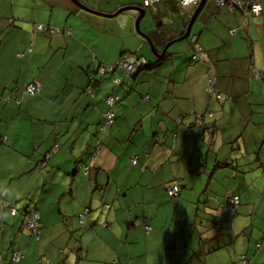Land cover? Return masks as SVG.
Returning a JSON list of instances; mask_svg holds the SVG:
<instances>
[{"label":"crops","instance_id":"crops-1","mask_svg":"<svg viewBox=\"0 0 264 264\" xmlns=\"http://www.w3.org/2000/svg\"><path fill=\"white\" fill-rule=\"evenodd\" d=\"M75 1L102 14L141 5V0ZM176 2L161 0L157 8L176 10ZM258 4L260 16L245 20L241 12L227 9L208 17V1L190 30L208 52L215 88L231 98L218 104L205 92L206 65L190 61L189 41L182 46L173 42L169 56L136 79L116 71L90 86L87 74L98 63L112 64L122 49L134 51L143 44L144 38L132 30L133 11L109 21L71 0H0V97L28 82L40 85L38 95L20 107L0 98V264H201L200 259L203 264H231L240 255L264 264V0ZM151 15L140 22L143 33L151 20L163 23L159 14ZM183 21L168 23L164 36L149 34L150 39L161 47L163 39L181 33ZM45 25L70 36L39 33ZM231 28L236 29L233 37ZM31 42V57L20 59ZM250 67L259 70V80ZM114 77L123 79L116 88L121 100L91 162V185L82 165L93 151L105 111L102 99L114 91ZM142 94L150 96L147 103L140 101ZM191 111L212 114L195 121ZM180 116L184 118L177 124ZM211 123L217 126L212 139L206 129ZM166 130H174V136L152 145L149 134L161 136ZM54 143L61 148L38 170L36 164ZM145 149L148 156L131 166L130 158ZM231 159L250 182L243 178L244 188L228 193L242 177L238 170L215 165ZM202 162L205 170L196 184L191 176L186 179L187 189L205 186V194L219 197L215 187L220 186L227 197L240 200L232 225L223 221L212 232L203 220L206 213L187 207L190 197L187 204L180 199L174 205L165 191L167 181L197 170ZM251 185L256 187L252 191ZM4 202L18 213L15 217ZM32 208L40 212L37 236L19 226L20 213ZM83 209L88 211L84 231L77 218ZM178 213L185 214L183 221L175 218ZM142 220L151 228L147 233L138 223ZM16 250L23 257L12 262Z\"/></svg>","mask_w":264,"mask_h":264},{"label":"trees","instance_id":"trees-1","mask_svg":"<svg viewBox=\"0 0 264 264\" xmlns=\"http://www.w3.org/2000/svg\"><path fill=\"white\" fill-rule=\"evenodd\" d=\"M208 1L212 2V9H211L208 17H210V15L212 13H214V11L216 9H217V11L220 10V9H223V8L229 10L228 3L224 4L220 8H217L215 6L216 0H207L206 3H208ZM240 1L243 2L244 0H240ZM254 1H255V3L258 4V0H254ZM159 3H155L154 5H151V6H148L147 8H145V9H149V10L152 11L154 18H156L158 16L157 15L158 13H156V12H157V9H158L157 7H158ZM206 3H205L204 6H206ZM174 5L178 8V10L177 9L176 10H172L173 12L178 14V12L182 11L186 15V17L185 16L181 17L179 15V19H181L179 21L184 20L183 21V25L182 24L180 25L182 30H181V33L179 32V34L176 35L175 37H173L172 39H167V40L163 39L161 47H164L170 41L171 42L172 41L176 42V40L178 38H180L184 34L186 26H187V22L190 19V16L192 15V13H193V11L195 9V5L182 6L181 5V0H178ZM258 5L260 6V4H258ZM249 10H250V6L247 5V11H249ZM203 11H204V9L201 12H203ZM229 11H239V12H241L243 14V16L245 17V20H249L251 18L252 19H256V18H258L260 16V13H261V9H260V11H259V13L257 15H254L251 12H245L247 14V15H245L244 12H242V10L240 8H238L237 6H233L232 10H229ZM145 13L146 12L144 10V16H143L142 20L145 18ZM133 14H135V18H136V16H137L136 12H134ZM147 19L149 20L151 18L148 17ZM175 23H178V22H175ZM159 26H163V24H160ZM45 27H46V31L45 32H41L40 31L39 33L48 34L49 31H51L50 34L51 33L52 34H56V35L66 34V35L70 36V32H66L65 29L64 30L61 29V30H58V32H56L55 29H52L48 25H45ZM152 30L154 31L155 27H151L149 30L145 29V32H147V33H144V34H146V36H148L149 34L151 35L152 33H154ZM230 30L228 31V34H229L230 37H233L234 35L230 34ZM191 37H193V36H191ZM191 37L189 39L187 38L189 43H190V45H191V47H190V52H191L190 61L192 63H195V64L203 63V64L206 65V68H207L206 69V73H205L206 74V88H205V92H206L207 96L208 97L210 96L209 98H212V100L216 101L218 104L219 103L221 104L222 102L225 103L226 101L231 100V98L228 99V96L222 95L215 88V85H216V82H217V78L215 76L213 68L209 67L210 65H208V52H206L203 48H201L196 43L197 42V37L196 36H195V39H196L195 42H192V40H191L192 38ZM149 40H151L150 37H149ZM150 42L153 45L154 42H152V41H150ZM142 46H143V44L140 47L136 48L134 51L128 50V52H125V50L122 49L121 53H120V57L112 64L103 65V64L98 63L95 66V70H93V72H89L87 74V78H88V82H89L90 86L96 87L98 85V83H100L102 81L103 77H105L107 75H110V74L112 75L116 71H120L121 74L123 73L124 74V78H128L129 77L130 79H136L137 77H139V75L142 72L153 71L156 68V66H158V64L163 59H165L166 57L169 56V53L166 50V52L164 53V55H163L161 60H160V58L159 59L155 58L152 54H151V58H146V54H144L142 52L143 50L140 51ZM158 52L161 53V51H158ZM25 53L18 54V57L20 59H23V58H26V57L27 58L31 57V55L33 53V43L32 42L29 43L28 49L26 50ZM196 54H198L201 58L199 56L197 58H193L194 56H196ZM124 60H128V62L130 63L129 64L130 68L126 69L125 67L121 66L120 63H121V61H124ZM140 61H143V63L139 64ZM250 69H251L252 76L259 80L260 79L259 70H257V69L255 70L254 69L256 71L255 72V71H253V69L251 67H250ZM122 80L123 79L120 78V77H114L112 79V84H113L112 88L114 89V91L113 92L109 91L108 93L105 94V96L102 99L103 104L105 106V111L102 113V120H101V122H100V124L98 126V129H97V132H96V136H95L94 144H93V148H92L93 151L90 153V155H88V158L85 160L86 162H84L83 165H82L83 175L87 178V181L91 185H92V178L90 177V173H91V166L90 165H91L92 160H95L97 158L98 150H99L100 146L102 145L103 136L106 134L107 130L115 122L116 115H115V112H114V108H115L116 104H119V102L121 100V96L117 93L116 88H118L119 86L122 85ZM31 83L32 82L26 83L23 86V88L20 89V90H10V91L6 92L5 94H3L0 97L1 101H4V104H6V105H13L15 107H20L22 104L25 103V100L28 97H32V96L34 97V96L38 95L39 90H38L37 93H35L33 95H30V94L25 92L27 86L29 84H31ZM39 87H40V85H39ZM109 98H112L111 99L112 103L110 105L107 103V100ZM149 99H150L149 95H143V94L140 95V101L141 102H146ZM262 110H263V113H264V101H263V104H262ZM107 114L111 115V119H112L111 123H108V120H106V115ZM190 114H191V117H193V119L195 121H201V120H203L205 118V116L211 117L212 113L210 114V112H206V113L200 114V113H194L193 111H191ZM181 118H184V116L183 117L180 116L179 119H177V121H176L177 124L181 123ZM206 126H207V128L206 127L205 128L207 129V132H209V134H210L209 138L212 139L213 138L212 133L215 132L217 126L214 123H211L209 126L208 125H206ZM162 134H164V135L156 136L154 134H149V136L151 138V141L153 143L152 145H154V144H162L163 141L165 140V138L168 135L170 137L174 136V130H166ZM211 139L208 140V146L209 147L211 145ZM235 140H238V138H236ZM60 148H61V145L59 143L52 144L51 147L49 148V150L46 153L43 154L41 160L38 161V163L36 164V168L38 170H40L39 166H40L41 163L42 164L45 163L47 165V161L50 159V156L51 155L53 156V154L58 152ZM260 148H261V146H260ZM235 149L238 150L237 147ZM141 156H146V157L148 156V152H147L146 149L143 150V151H140L139 154L132 156L130 158V165L131 166H135L138 163V160H139V158ZM259 161H260V159H259ZM206 166H207V163L202 162V163H200L198 165V169L197 170L194 169V170L188 171V173H187L188 175L186 174L187 176L184 175V176L179 177V178H174L173 177L170 181H167V184L165 186V191H166V193L168 195L169 202L172 203V201H176L174 203V205H176V203L180 199H184L185 204H187V200H189L191 198L192 204L194 205L192 207V210L195 211L196 208H197L199 211L203 212L204 214L205 213L207 214V215L205 214V216L203 217V220L208 222V225H207L208 226V230H211V232H212L214 229H216V226L218 224H220L221 222H223V221L227 220L228 225H232L231 217L234 216V213L236 212V208L240 204V200H239V196H237V195H231V196L227 197V195L224 194V195H219V197H217L215 195L212 196V193H210V192L208 194L207 193L205 194V192H204L205 186H204V189L197 191L196 188H195V184L198 181V178L201 176L200 173L203 172V170H205ZM215 166L219 167V168L229 167L230 171L234 170V171L237 172V170H238V173H239L238 175H240L241 177H243L242 174L245 172V171L239 169L240 166L237 163V160H234V159L226 160V161H223L221 163H217ZM190 176H191L192 181L195 182V184H193L194 187L192 189H189V188L187 189L186 182L189 179L188 177H190ZM171 187H176V192L174 194H170L169 193V190H170ZM250 187L256 188L254 185H251ZM185 190H188V192L185 193L186 194L185 197L181 198L182 193ZM254 192H257V191L255 190ZM257 195H259V194H257ZM34 200L35 199H33V202H34ZM191 200H189V201H191ZM5 203L6 202L3 203V207L7 211H9L8 206ZM104 206H106V205H104ZM188 206L189 205L187 204V207ZM105 208L108 209L109 206H107ZM35 212L38 213V218H37L36 221H34L33 218H32V213H35ZM9 213H10V215L12 217H15L18 214L16 211H15L14 215L10 211H9ZM84 213H85V209L81 210V212L78 214V217H77L78 220L80 219V216L82 214L84 215ZM226 213H228V214H227V217L225 219L224 218V214H226ZM87 216L88 215H86V217L83 219L85 226L79 225V227H80V229L82 231L88 229L87 228L88 227ZM19 217L21 219L19 226H21L23 229H26L31 234L37 236V234L39 232L40 212L36 208H32L31 210H25V211L21 212ZM176 217H178V219H180V221H183V219H184V217L181 216L180 213H178L177 216H175V218ZM29 220L35 222V225L33 226V228H30L28 226L27 221H29ZM138 223L142 225L143 230L145 231V233H147L148 229H151L149 227V224L147 223L146 220L145 221L142 220V221H140ZM103 225L105 226V224H103ZM203 242H204V240H203ZM260 246H261V243H257V248L258 249H260ZM262 250H264V249H262ZM262 250H257L258 251L257 253H259ZM16 251H20L23 254L22 250H16ZM14 252H11V257H10L12 262H14L13 261V253ZM200 262H201V264H203L204 261L202 259H200ZM252 263H253L252 261H249L248 259H246L245 255H240L239 257H237L236 260L231 262V264H252ZM37 264H50V263L49 262H42L40 260L39 262H37Z\"/></svg>","mask_w":264,"mask_h":264},{"label":"rangeland","instance_id":"rangeland-1","mask_svg":"<svg viewBox=\"0 0 264 264\" xmlns=\"http://www.w3.org/2000/svg\"><path fill=\"white\" fill-rule=\"evenodd\" d=\"M176 1H178V0H176ZM176 9H178L177 7H175ZM224 9V8H223ZM145 10V17H149L150 16V18H151V14H153L152 13V11L151 10H149V9H144ZM115 12V11H114ZM113 12V13H114ZM133 12H135V11H133ZM126 13H128V11L126 12ZM156 13H158L159 14V16L161 17V19H162V24H163V26H157V23L158 22H160V21H157V22H155V20L153 21V20H151V22H150V25H152L151 27H155V30L153 31L154 33H152L151 35H160V36H164L165 34H166V32L169 30V26H167V24L168 23H175V22H178L179 20H181V19H179V15L181 16V17H186V15H185V13L184 12H178V14L177 13H175V12H173L172 11V9H168L167 7H165V8H163V7H161V8H159V9H157V12ZM137 14V13H136ZM118 17H120V16H116L115 18H113V19H107L106 18V20H109V21H116L115 19H117ZM137 17V16H136ZM142 20V19H141ZM141 20H140V22H141ZM134 22H135V20H134ZM134 22H133V26H132V30L135 32V33H137L136 32V29H135V25H134ZM143 28V22L142 23H139V30H140V32H141V34H144L142 31L144 30V29H142ZM231 29H235V28H231ZM230 30V29H229ZM160 33V34H159ZM138 34V33H137ZM235 34H236V29H235ZM138 35H140V34H138ZM144 35H146V34H144ZM140 36H142V35H140ZM148 38L150 37L149 35L147 36ZM152 39H153V37H152ZM152 39L150 40V41H152ZM183 43H188V39H185V40H182V41H178V42H176V43H173L172 45H181L182 46V44ZM171 45V46H172ZM145 47V48H144ZM153 47L156 49V50H162V48L163 47H160V45L158 46V45H155L154 43H153ZM143 50V51H142ZM140 51H142L144 54H146V56L148 57V58H150L151 57V54H152V52H151V48H150V45L147 43V41H146V39H144V42H143V46L141 47V49H140ZM92 60H95V59H93L92 58ZM228 101H230V100H228ZM221 169H229V167H225V168H221ZM249 176H250V178L252 177V175L251 174H249ZM245 179V180H247V178H248V173L247 174H243V177L242 178H239L236 182H235V185L233 186H231V184L233 183V182H227V184L229 185V186H231V187H228L227 188V190H226V192H228V193H230V192H232V191H235L236 190V192H238L240 189H243L244 188V185H242V179ZM248 182H250V180L248 181H246L245 182V184H247ZM258 181H256V183H257ZM252 187H249L248 188V190H251L252 191ZM215 190H216V192H217V194H218V196L219 195H224V194H226V192L224 191V189L223 190H221V188H220V186L218 187V186H216L215 187ZM189 206H191V207H193L194 205L193 204H188ZM181 214V216H183V217H185V214L184 213H180ZM200 227H201V225H199ZM211 227V226H210ZM202 229V228H201Z\"/></svg>","mask_w":264,"mask_h":264},{"label":"built area","instance_id":"built-area-1","mask_svg":"<svg viewBox=\"0 0 264 264\" xmlns=\"http://www.w3.org/2000/svg\"><path fill=\"white\" fill-rule=\"evenodd\" d=\"M155 2H158V0H143V4L144 5H151V4L155 3ZM195 2H196L195 0H182L181 1V5L189 6V5L195 4ZM226 3H228V6H229L228 8L229 9H232L233 6H237L238 8H240L242 10V12H244L245 15H247L245 12H251L252 14L257 15L259 13L260 9H261L260 6L257 3H255L254 0H244L243 2H241L240 0H216V5L218 7H221L224 4H226ZM247 5L250 6V10L249 11H247ZM38 29H39V31H42V32L46 31V27L45 26H39ZM49 32H51V31H49ZM191 40H192V42H195V37H193ZM198 56L199 55L196 54V56H194L193 58H197ZM141 63H143V61L139 62V64H141ZM120 64H121V66L125 67L126 69L130 68V66H129L130 63L128 62V60L121 61ZM253 71H255V70L253 69ZM39 88L40 87H39L38 83H31V84H29L27 86L25 92L30 94V95H33V94L38 92ZM111 99L112 98H109L107 100V103L109 105L112 103ZM106 120H108V123L112 122L110 114L106 115ZM175 192H176V187H171L170 190H169V193L170 194H174ZM85 213H86V211H85ZM83 217H84V215L82 214L80 216V221H79V223L81 225H84ZM32 218H33L34 221H36L37 218H38V213L37 212L32 213ZM34 221H30V220L27 221V224H28V226L30 228H33V226L35 225ZM22 257H23V254L20 251H16V252L13 253V261L20 260V259H22Z\"/></svg>","mask_w":264,"mask_h":264},{"label":"water","instance_id":"water-1","mask_svg":"<svg viewBox=\"0 0 264 264\" xmlns=\"http://www.w3.org/2000/svg\"><path fill=\"white\" fill-rule=\"evenodd\" d=\"M77 7H79L81 10L85 11V12H88V13H91V14H94V15H97V16H101V17H105V18H108V19H113L115 18L116 16H119V15H122L123 13L127 12V11H135L137 13V17L135 18V22H134V25H135V29H136V32L140 35H142V37L144 39H146L147 43L150 45V48H151V52H152V55L155 57V58H162L164 53L166 52V50L168 49V47L173 43V41L171 42H168L164 47L163 49L161 50V53L158 52V50H156L152 43L150 42L149 38L144 35V34H141L140 30H139V23H140V20L143 18L144 16V9H141L140 7H133V6H126V7H122L120 9H118L117 11H115L114 13L112 14H102V13H99V12H95V11H92L90 9H87L85 8L83 5L79 4L77 1L75 0H71ZM207 0H199V3L198 5L195 7L192 15L190 16V19L188 20L187 22V26H186V29H185V32L184 34L178 38L176 41H182V40H185L189 37L190 35V30L197 18V16L199 15V13L202 11L205 3H206ZM43 167H46L44 165H42Z\"/></svg>","mask_w":264,"mask_h":264},{"label":"clouds","instance_id":"clouds-1","mask_svg":"<svg viewBox=\"0 0 264 264\" xmlns=\"http://www.w3.org/2000/svg\"><path fill=\"white\" fill-rule=\"evenodd\" d=\"M161 0H158V2H155V3H159ZM182 1V0H181ZM196 2H195V4H192V5H195V7L198 5V3H199V0H195ZM155 3H153V4H151V5H154ZM151 5H144L143 4V0H141V5L140 6H138V7H140L141 9H145V8H147L148 6H151ZM182 6H184V5H182ZM215 6L217 7V8H220V7H218L216 4H215ZM229 10H232V9H229ZM230 34L231 35H235V29H231L230 30ZM191 37V35H189V37H188V39ZM193 37H195V36H193ZM193 37H191V38H193ZM195 41H196V39H195ZM13 210V209H12ZM14 211V210H13ZM86 211V210H85ZM15 212V211H14ZM90 213V212H89ZM86 215H88V211H86V213L84 214V217H83V219L86 217ZM79 221H80V219L78 220V223H79ZM79 225H81L80 223H79ZM82 226H85V225H82ZM88 228V227H87ZM16 252V251H15ZM0 260H1V258H0Z\"/></svg>","mask_w":264,"mask_h":264},{"label":"bare ground","instance_id":"bare-ground-1","mask_svg":"<svg viewBox=\"0 0 264 264\" xmlns=\"http://www.w3.org/2000/svg\"><path fill=\"white\" fill-rule=\"evenodd\" d=\"M11 212H12L13 215L15 214V212L13 210H11Z\"/></svg>","mask_w":264,"mask_h":264}]
</instances>
